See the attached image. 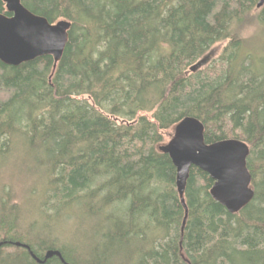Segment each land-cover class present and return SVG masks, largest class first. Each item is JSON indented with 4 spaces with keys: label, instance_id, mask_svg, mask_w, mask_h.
I'll list each match as a JSON object with an SVG mask.
<instances>
[{
    "label": "trees",
    "instance_id": "16d2710c",
    "mask_svg": "<svg viewBox=\"0 0 264 264\" xmlns=\"http://www.w3.org/2000/svg\"><path fill=\"white\" fill-rule=\"evenodd\" d=\"M21 1L72 27L56 67L0 60V264H64L32 255L50 249L69 264H264L260 0ZM188 116L207 143L248 144L255 195L239 212L193 166L186 213L159 147Z\"/></svg>",
    "mask_w": 264,
    "mask_h": 264
},
{
    "label": "water",
    "instance_id": "95a60500",
    "mask_svg": "<svg viewBox=\"0 0 264 264\" xmlns=\"http://www.w3.org/2000/svg\"><path fill=\"white\" fill-rule=\"evenodd\" d=\"M11 15L0 12V60L12 66L37 57L52 55L55 67L62 59L70 38L72 22L60 19L54 23L28 9L21 0H3ZM264 5L260 0L257 7ZM210 54L192 65L196 72L204 66ZM205 125L196 117H185L175 126L172 139L159 149L170 155L177 168L176 185L183 204L190 170L196 166L206 171L214 180L212 197L231 213L239 212L255 195L252 174L248 167L250 148L240 139L229 138L213 143L205 141ZM187 215L184 219L186 222ZM3 243H0V246ZM18 246H29L16 243ZM34 258L39 263L58 256L64 264L61 251L50 249L45 258Z\"/></svg>",
    "mask_w": 264,
    "mask_h": 264
},
{
    "label": "rangeland",
    "instance_id": "374dc122",
    "mask_svg": "<svg viewBox=\"0 0 264 264\" xmlns=\"http://www.w3.org/2000/svg\"><path fill=\"white\" fill-rule=\"evenodd\" d=\"M171 132H173V134H174V132H175V129L173 128L172 130H171ZM167 139H168V136L166 137ZM170 141V140H169ZM169 141H167V143L169 142ZM164 143H162V144H160V145H163ZM20 188V186L19 187H17V189H19ZM17 192L21 195V196H23V194H24V189L22 188V189H20V190H17ZM41 221L40 222H44L41 218H39ZM72 228H73V230H76V224L73 222L72 224H71V228H68V229H65V231H72Z\"/></svg>",
    "mask_w": 264,
    "mask_h": 264
},
{
    "label": "bare ground",
    "instance_id": "6f19581e",
    "mask_svg": "<svg viewBox=\"0 0 264 264\" xmlns=\"http://www.w3.org/2000/svg\"><path fill=\"white\" fill-rule=\"evenodd\" d=\"M108 229V228H107ZM106 230V229H105ZM133 231V230H132ZM121 254V253H120ZM114 256V255H113ZM118 258V257H117ZM125 259V258H124ZM127 260V259H126ZM122 261V260H121ZM125 262V261H124ZM118 263V262H117Z\"/></svg>",
    "mask_w": 264,
    "mask_h": 264
}]
</instances>
